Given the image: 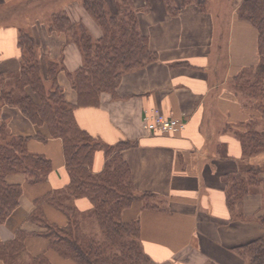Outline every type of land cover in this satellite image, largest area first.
Returning <instances> with one entry per match:
<instances>
[{"label": "crops", "instance_id": "crops-1", "mask_svg": "<svg viewBox=\"0 0 264 264\" xmlns=\"http://www.w3.org/2000/svg\"><path fill=\"white\" fill-rule=\"evenodd\" d=\"M33 1L0 0V78L21 70L18 38L24 28L4 23L8 18L1 12ZM59 1L61 11L76 7L93 35L101 36L95 21L88 13L85 16L83 0ZM131 1L140 33L148 38L157 58L124 74L116 97L102 93L98 106L77 108L78 125L107 145L131 143L122 156L130 166L135 191L156 197L134 202L122 218L140 223V242L149 264H249L236 248L264 238V185L249 187L233 211L228 195L234 177L252 167H264V150L253 156L243 153L239 132L248 120L261 118L245 106L246 99L236 87V81L253 75L260 62L258 31L239 17L244 0H196L186 6L174 0L180 7L175 16L164 0ZM28 23L26 29L34 36L43 61L45 57L60 61L68 72L82 66L80 49L65 33L49 31L44 20ZM66 71L60 74V84L73 103L76 92ZM152 108L184 118L186 129L178 134L148 132L143 114ZM0 122L6 123L12 135L30 137L28 150L47 157L53 166L42 183L32 184L20 173L8 176V182L20 185L23 193L19 206L0 224V243H4L13 240L18 230H43L28 220L34 202L51 191L63 192L69 174L63 142L50 137L45 126H36L18 107L9 105L1 107ZM257 128L264 143L263 121ZM38 134L47 140L37 138ZM105 164V148H101L94 157L93 172H102ZM148 202L158 208L149 209ZM72 205L86 233L87 221H81V215H89L93 207L86 198L73 200ZM44 211L51 222L67 227L68 218L62 211L50 205ZM26 247L30 256L46 254L53 264L55 260L77 264L60 257L40 236H29Z\"/></svg>", "mask_w": 264, "mask_h": 264}, {"label": "trees", "instance_id": "trees-1", "mask_svg": "<svg viewBox=\"0 0 264 264\" xmlns=\"http://www.w3.org/2000/svg\"><path fill=\"white\" fill-rule=\"evenodd\" d=\"M164 1L171 15L179 14L180 7L174 5V0ZM195 1L180 0L182 6ZM116 4L117 11L110 12L107 0H83L84 9L103 31V35L95 39L84 24L74 22L66 11L53 15L49 31L65 33L82 53L83 64L75 72L66 71L64 64L54 59L45 62L44 70L34 36L23 29L20 31L18 46L22 52V67L8 81L5 77L0 78V109L4 105L18 107L33 124L45 126L50 137L62 140L69 183L63 192L51 191L35 200V209L28 220L43 230L34 233L18 230L13 240L0 243V264H53L46 254L25 260L26 240L33 235L46 239L51 250L77 264L150 262L140 242V223L125 222L122 218L123 212L134 202L156 197L152 193L137 194L135 191L130 166L122 156L131 143L121 141L107 145L80 128L75 115L77 108L98 106L102 93L116 97V89L124 74L145 67L157 58L150 49L148 38L140 33L132 1L116 0ZM238 13L241 20L258 31L260 62L253 75H247L243 80L238 77L237 80H241L236 81V87L246 99L245 106L261 118L248 120L245 130L239 132L243 153L253 156L264 150L262 135L257 128L260 120L264 123V0H244ZM64 71L76 92L73 103L67 100L60 84V74ZM36 137L47 140L42 134ZM29 139L12 135L6 123L0 122V224L6 223L19 206L23 193L20 185L8 182V176L20 173L32 184H37L46 181L52 172L50 159L28 150ZM101 148H105V168L94 173L92 164ZM263 174L264 167H252L232 179L228 195L232 211L248 193L249 187L264 185ZM80 198L90 201L105 236L104 242L82 229L77 208L72 205L73 200ZM46 205L67 216V227L47 218ZM148 208L158 207L148 202ZM236 251L249 264H264V238L238 247Z\"/></svg>", "mask_w": 264, "mask_h": 264}, {"label": "rangeland", "instance_id": "rangeland-1", "mask_svg": "<svg viewBox=\"0 0 264 264\" xmlns=\"http://www.w3.org/2000/svg\"><path fill=\"white\" fill-rule=\"evenodd\" d=\"M108 1L110 2L111 6H112V7H110L108 5L110 12H115V10L117 9L116 8V5H117L116 4V0H107V2ZM177 1H180V0H177ZM59 3H61V1H59V0H56L54 2H52V0H35V1H33V4L28 5V6H24V7L18 8V9H10V8H8V9H6V11L1 12V15L3 13V14H5L4 17L8 18V19H6V22H4L7 25L16 23L17 25H21V26L24 27V28H21V29H23V31L28 32L27 29H26V27L28 25H30L28 23V20H32V21H35L37 19L44 20L45 22L47 21L46 24L49 26L50 22H51V20L53 18V15L57 14L58 12H61V10H60L61 8H58V4ZM68 10L71 13V15L73 17H75V18L80 16L79 18H81V20H74L72 18L71 19L74 22H78L79 21L82 24H84V26L87 28L89 33L95 39L96 37L93 35L91 30L88 28L87 24H85V22L82 19L84 16L79 15L78 9L76 7H72L71 9H68ZM69 12H67V13L69 14ZM85 13H86L85 16H87V17H88V15L91 16L87 11ZM87 13H88V15H87ZM14 14H16V15H14ZM91 18L93 19L92 16H91ZM93 21H95V20L93 19ZM95 25L98 26L97 23ZM98 29H100V31H101L100 33H101V36H102L103 35L102 29L99 26H98ZM37 52H38V58H39V60L41 62V65H43L44 66L43 69L46 70V68H45V64L46 63L45 62L48 59L45 57V61H43V59L40 57L39 48H37ZM82 58H83V56H82ZM9 78L10 77H8L5 81H8ZM83 219L85 220V222L87 221V223H85V225H84L86 227V233L88 235H91V236L95 237L97 240H99L101 242H104L106 239H105V236L102 234V232H101V230L99 228V225H98V222H97V219L95 217L94 212L91 211V213H89V215H86V216H82L81 215V221ZM24 258H25L26 261H30L31 256L27 252L25 254ZM55 264H60V262L58 260H55Z\"/></svg>", "mask_w": 264, "mask_h": 264}, {"label": "built area", "instance_id": "built-area-1", "mask_svg": "<svg viewBox=\"0 0 264 264\" xmlns=\"http://www.w3.org/2000/svg\"><path fill=\"white\" fill-rule=\"evenodd\" d=\"M143 121L145 129L150 133L178 134L186 129L184 118L167 116L158 108L145 110Z\"/></svg>", "mask_w": 264, "mask_h": 264}]
</instances>
